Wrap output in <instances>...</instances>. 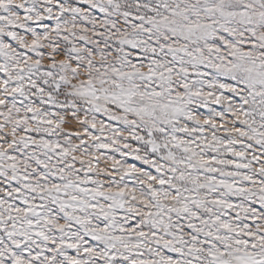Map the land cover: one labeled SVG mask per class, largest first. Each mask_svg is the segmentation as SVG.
<instances>
[{"label":"snow or ice","instance_id":"6c2138e0","mask_svg":"<svg viewBox=\"0 0 264 264\" xmlns=\"http://www.w3.org/2000/svg\"><path fill=\"white\" fill-rule=\"evenodd\" d=\"M0 264H264V0H0Z\"/></svg>","mask_w":264,"mask_h":264}]
</instances>
